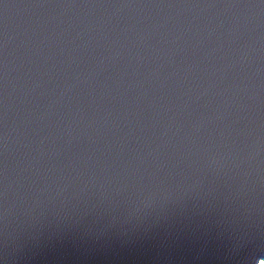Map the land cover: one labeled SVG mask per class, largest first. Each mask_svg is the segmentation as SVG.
<instances>
[{
	"label": "water",
	"instance_id": "95a60500",
	"mask_svg": "<svg viewBox=\"0 0 264 264\" xmlns=\"http://www.w3.org/2000/svg\"><path fill=\"white\" fill-rule=\"evenodd\" d=\"M264 261V0H0V264Z\"/></svg>",
	"mask_w": 264,
	"mask_h": 264
},
{
	"label": "rangeland",
	"instance_id": "374dc122",
	"mask_svg": "<svg viewBox=\"0 0 264 264\" xmlns=\"http://www.w3.org/2000/svg\"><path fill=\"white\" fill-rule=\"evenodd\" d=\"M261 263L264 264V261H260V262H259V264H261Z\"/></svg>",
	"mask_w": 264,
	"mask_h": 264
},
{
	"label": "bare ground",
	"instance_id": "6f19581e",
	"mask_svg": "<svg viewBox=\"0 0 264 264\" xmlns=\"http://www.w3.org/2000/svg\"><path fill=\"white\" fill-rule=\"evenodd\" d=\"M262 264V263H261Z\"/></svg>",
	"mask_w": 264,
	"mask_h": 264
}]
</instances>
